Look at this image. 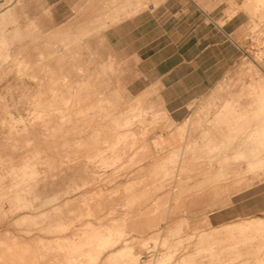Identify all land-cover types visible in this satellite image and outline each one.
Wrapping results in <instances>:
<instances>
[{
	"label": "bare ground",
	"instance_id": "bare-ground-1",
	"mask_svg": "<svg viewBox=\"0 0 264 264\" xmlns=\"http://www.w3.org/2000/svg\"><path fill=\"white\" fill-rule=\"evenodd\" d=\"M135 2L136 4H117V0H109L106 4H95L86 14L88 17L77 23V32L85 35L82 37L83 40L91 39L87 37L91 31L105 29L119 22L123 16H130L146 8V4H138L142 0ZM245 4L252 13L264 8V0H248ZM3 19L0 18V63H2L0 70H6L8 66L4 68L3 64L10 61V65L18 67L22 73H30L42 89L33 101L34 107L30 116L10 118V133L15 131L17 134L27 133L28 138L23 140L11 135L13 141L11 147L14 151L0 153V215L14 214L29 208L37 209L34 199H41L47 194L40 191L41 185L45 189L48 183L64 177L88 176L66 192H62L60 195L63 196L62 202L52 206L50 210L59 214L84 210L87 215L99 219L100 228L87 230L83 235L56 238L55 243L46 244L44 248L49 252L63 251L65 264H170L168 261L172 254L170 252H164L162 255L158 252L152 254L146 261H141L143 252L134 250L132 233L143 225H152L157 215L161 212L162 215L163 211L173 213L178 207L177 204L162 208L159 199L150 203L151 197L148 200L144 198V189L135 188L132 184L126 185L121 193L114 195L107 193L104 188L90 189L95 184L98 172L104 168L114 169L118 177L127 176L135 169L138 171L144 169L143 166L139 167V163L144 161L145 149L137 145L136 123L144 124L149 118L151 123L146 125V128L153 130L154 127L160 126L158 120L165 118L167 110L162 108L157 111L138 105L125 113H119L115 102L107 96L101 95L102 98L99 100L96 98L88 102L77 100L86 89L89 90V95L99 93L92 91L93 80L102 75L98 74L99 71L105 74L115 71L120 66L114 56L109 55L108 61L101 63V70L95 69V74H89L88 77L79 63L77 69L80 73H84V76L82 75L81 80L72 81L64 75V72L57 73L51 68L48 61L50 55L45 51L38 53L39 60L35 62L29 54L19 56L14 50L22 32L30 35L35 30L37 26L35 27L34 22L32 24L35 28L29 24L24 27L25 29L14 26L8 31L5 23H14L15 19L13 16L8 20ZM94 39L104 43L102 36ZM59 41L64 47L70 48L73 39L66 35L60 37ZM78 55L81 56L80 50ZM39 66L42 73L38 72ZM49 73H52V76H49ZM48 82L52 84L49 87ZM251 84V88H242L227 96L222 102H218L213 114L208 113L209 115L203 116L205 130L202 135L173 150L164 161L158 163L152 172L155 177L153 183L156 192H161L167 187L164 193L178 200L182 191H185L183 188L180 189L182 180L196 176L203 178L197 184L200 190L198 193H193L194 198H199L195 196L197 194L202 196L220 190L221 185L230 192L237 193L241 185L248 183L252 185L263 180L259 177L261 174L258 171L264 164V76L254 79ZM256 86H259V89ZM116 92L113 94H117ZM245 97L250 100H244ZM18 126H22V129ZM40 127H43L42 138L37 136ZM168 127L170 128L169 125ZM183 138L187 139V137ZM21 142L25 145L19 144ZM20 147L26 151L19 152L17 149ZM156 150L157 156L163 152V148L159 145ZM150 157H154V153ZM248 173H252L251 177L247 175ZM232 175L238 176V179H231ZM157 178L160 182L156 181ZM235 184L238 187L231 191L229 187ZM6 202L9 203L8 208ZM123 213H125L124 218L113 217L116 214L122 216ZM102 214L104 216H101ZM21 215L17 219L19 224L40 225V229L49 232L63 231L73 224V222H64L60 220L61 218L46 225L38 224L37 220L32 218L34 217L32 214ZM87 225L94 227L95 222L89 221ZM221 228L227 229L230 238L236 240L232 248L241 249L246 247L250 240L255 239L256 235L239 239L235 232L260 230L264 228V218L253 217L226 223ZM26 230L31 232L33 229L28 227ZM218 232H220L219 228L201 237L200 243L205 242V244L197 246L195 252L185 253L178 259V264H193L197 256L213 258L220 256L215 244L217 240L213 236ZM179 239L178 242L182 240ZM165 243L167 244V241ZM49 252L43 253L42 250H34L31 246L20 243H13L3 248L0 246V264H47L44 259ZM235 255V258H240L243 252H237ZM125 257H129V261H121Z\"/></svg>",
	"mask_w": 264,
	"mask_h": 264
},
{
	"label": "rangeland",
	"instance_id": "rangeland-1",
	"mask_svg": "<svg viewBox=\"0 0 264 264\" xmlns=\"http://www.w3.org/2000/svg\"><path fill=\"white\" fill-rule=\"evenodd\" d=\"M56 1L57 0H0L1 20L2 18H4L3 20H8L12 16L15 19L14 23H5V27L8 31H11L14 26L15 28L25 29L24 27H27L33 22L34 25L36 24L35 27L37 26L36 28H38L36 29L32 24L35 30L30 35H28L29 33L24 32L19 35L14 47V50L19 56L29 54L33 61L36 62L39 60L38 53L43 50L50 55L48 56V61L51 68H54L57 73L63 74L64 72V75L69 77L72 81L81 80L80 78H82V75L84 76V73H80L77 69L79 63L81 64V67L85 69V75L88 77L89 74H95V69L101 70V63L108 61L109 55L114 56L115 60L119 62L118 58L113 53L114 51L112 50L111 45L105 41V39L103 44L100 40L94 39L95 37L102 36V30L97 29L96 31L88 33L87 37L91 38L89 40H83L82 37H85V35L77 32V23L88 17L86 14L91 11V8H93L95 4H88L86 8L78 10V7H83L86 4H54ZM138 4H141V2H138ZM148 5L149 4H146V6ZM243 7L254 18L264 21V8H261L257 13H252V11L248 10L246 4H243ZM237 10L238 8H236V11ZM79 12L80 15H78ZM262 30H254L248 34V37L251 39L246 44L244 50L246 55L243 56L244 60L241 65L237 67L238 70L228 73L229 77L227 83L224 84L223 88L215 90L213 97L209 102L203 105L197 104L193 106L196 110L195 114L187 120L183 121V119L190 113V110H187L186 106H169L172 111H175L173 114L174 117L178 119L174 120L164 105L147 103L146 81L133 79L136 76L135 72L125 73L126 66L121 62H119L120 66L118 65L119 67L115 71L107 72L108 74L105 73L106 75L99 71L98 74L102 75L93 80L92 87L93 92H99L97 95H89V90L86 89V91L77 98V100L88 102L96 100V98L99 100L102 98L101 95L104 97L107 96V98L109 97L115 102L116 110H118L119 113H125L132 107L138 105L143 106L146 109L157 111L162 108L167 110V113L164 115L165 118L158 120L160 126L154 127L153 130L146 128V125L151 123V119L149 118L144 124H141L140 122L136 123L135 135L138 138L137 145L144 147L145 149L143 150L144 161L139 163V167L143 166L144 169L142 171L135 169L127 176L118 177V173L114 169L110 170L104 168L98 172L95 184L90 188H104L107 193H112V195H114L115 193L118 194V192L121 193L126 185L132 184L135 188L139 187L140 190L141 188L144 189V198L145 200H148V198L151 197L149 200L150 203H154L156 199H159L158 202L161 204L160 206L162 208L174 204L178 205L173 213L163 211L162 215V212L157 215V218L153 221L155 226L153 224H146L136 230L137 232L134 231L132 233L134 250H141L143 252L141 261H146L147 258H151L152 254L158 252L160 253L159 255H162L164 252H170V254L172 253V256L170 255L169 257V263L178 264V259L185 253L189 251L195 252L198 248L197 246H203L202 244H205V242L200 243L201 237L206 234H211L214 230H218L219 228L220 232L215 233L213 236L214 239L217 240L214 241L216 242L215 244L217 245V250L220 252V256L214 258L197 256L193 264H264V228L260 230H247L244 232L236 231L235 234L239 239H243L249 235H256L255 239L250 240L247 243V246L242 247L241 249L232 248L236 240L230 238L227 229L221 228L223 227V224L225 225L226 223H233L244 219H252L253 217L243 219L237 218L225 223L219 222V224L217 222L214 223L212 217L215 215H213V212L222 208L223 205L226 206L232 203L230 198L234 192H230L229 189H226L221 185L222 187H220V190L218 189L214 192L211 191L210 193L202 194V196L201 194H197L195 196H199V198H194L193 193H198L200 190L198 189L199 186L197 184L203 178V176H196L189 180H182L180 189L183 188L185 191H182V194H180L178 200H176L173 196L171 197L164 193L167 187L162 189L161 192H156L157 189H155V184L153 183L155 177L152 173L154 168L158 166V163L164 161L173 150L186 145L187 142L197 139L198 136L200 137L202 135V132L205 130V126L203 125L205 119L203 120V116L213 114L214 108L218 102H222L227 96L232 95L234 92H237L242 88H251V83H253L254 79L264 76V26ZM66 35L71 36L73 39L69 46L70 48L64 47L59 41L60 37ZM100 44H102V46ZM79 50L81 51V56L78 55ZM60 59L63 60L61 61ZM254 59L259 62L257 65L254 63ZM10 64V61L5 62L3 65L4 68L8 66L7 69L0 70V153L3 154L14 151L11 147L13 142L11 140L12 137H10L11 135L23 140H25L26 137L28 138L27 133L17 134L16 131L10 133V118L11 116L16 118H19L20 116H30L34 107L33 101L42 89L39 82L35 78H32L30 73H22L18 67L11 66ZM1 65L2 63H0V66ZM35 67L37 66L35 65ZM40 67L41 66L38 67V72L42 73ZM132 69H134V67H131V70ZM49 76H52V73H49ZM47 85L49 87L52 84L48 82ZM259 86H256V88L259 89ZM115 92L117 94H113ZM148 98L149 97H147V99ZM244 100L249 101L250 98L245 97ZM180 108L181 110L184 109L182 111L183 113L180 112ZM18 128L22 129V126H18ZM42 131L43 127H40L37 133L38 138H42ZM183 137H187V139H184ZM19 144L22 145L23 142ZM157 145L163 148V152L158 156L155 154L157 151ZM17 150L19 152L26 151V149H21V147ZM152 153H154V157H150ZM216 169L217 168H214V170ZM258 172L261 174L259 177L264 180V164ZM247 175L251 177L252 173H248ZM87 177L88 176L80 178L64 177V179L56 180L58 182L52 181L48 183L45 189H43V185H41L39 188L41 189L40 191L47 194H45L44 197H41V199H34L35 205L38 207L37 209L29 208L14 214H1L0 242L2 244L0 246L3 248L13 243H20L29 245L34 250H42L43 253L44 251L47 253L49 250H46L44 245L55 243L56 238L72 237L75 234L83 235L87 230L91 231L92 229L100 228L99 219L97 220V218L87 215L84 210L70 211L68 214H59L54 210H50L52 206L62 202L63 196H60L62 192H66L73 185L80 183L81 179H87ZM231 179L236 180L238 179V176L232 175ZM156 181L160 182V179L157 178ZM252 185L249 183L243 184L241 185V188H249ZM236 187H238V185L235 184L231 185L229 188L232 191ZM5 205L8 208L9 203L6 202ZM21 214H32V216H34L32 218L37 220L38 224L46 225L47 223L59 220L60 218V220L64 222H73V224L63 231L56 230L49 232L40 229V225L19 224L17 219L22 216ZM101 216H104V214ZM124 216L125 213H123L122 216L119 214L113 215L114 218L119 217V219L124 218ZM89 221L95 222V226H88L87 223ZM28 227L33 230L27 232L29 230H26ZM179 238L183 240L182 243V240L179 241L180 243L178 242L177 239ZM148 239L151 240L149 241ZM152 241L155 242L153 243ZM166 241L167 244L165 243ZM145 242L146 244H144ZM173 244L175 246H173ZM181 244L183 245L181 246ZM178 246L181 247L179 248ZM137 247L139 249H137ZM240 251L243 252V256L235 258V254ZM47 255L48 256L44 259L45 263L55 264L59 262L58 264H65V254L63 251L57 250L49 252ZM121 261L127 262L129 261V257H125Z\"/></svg>",
	"mask_w": 264,
	"mask_h": 264
},
{
	"label": "crops",
	"instance_id": "crops-1",
	"mask_svg": "<svg viewBox=\"0 0 264 264\" xmlns=\"http://www.w3.org/2000/svg\"><path fill=\"white\" fill-rule=\"evenodd\" d=\"M108 1L57 0L54 4H86L80 10ZM121 1L117 4H136ZM247 1L142 0L141 4H149L146 8L123 16L102 29L101 35L126 66L125 73L135 72L133 79L146 81V102L164 105L174 120L178 119L169 106H186L190 113L184 121L195 114L193 106L206 104L215 90L224 87L228 73L238 70L244 60L248 34L263 29L264 21L243 7ZM254 63L259 62L254 59ZM230 201L213 212L214 222L264 217V180L241 188Z\"/></svg>",
	"mask_w": 264,
	"mask_h": 264
}]
</instances>
